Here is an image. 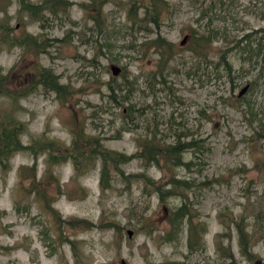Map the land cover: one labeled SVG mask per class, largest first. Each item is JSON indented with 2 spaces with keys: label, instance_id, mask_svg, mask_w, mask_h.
I'll list each match as a JSON object with an SVG mask.
<instances>
[{
  "label": "rangeland",
  "instance_id": "rangeland-1",
  "mask_svg": "<svg viewBox=\"0 0 264 264\" xmlns=\"http://www.w3.org/2000/svg\"><path fill=\"white\" fill-rule=\"evenodd\" d=\"M94 1L104 5L28 0L48 2L35 17L20 0H0V10H6L0 21H7L10 40L28 39L23 46L0 44L4 86L15 95L29 91L17 103L16 115L26 123L23 144L43 145L52 138L67 145L83 129L102 146L130 156L138 150V138L150 136L147 129L160 133L163 142L199 133L210 151L191 171L181 166L176 172L207 186L188 192L191 224L179 240L167 242L162 233L181 199L161 201L136 177L165 181L162 162V169L146 168L138 158L108 165L109 186L102 192L99 160L93 166L85 161L84 173L76 175L69 163L48 165L42 149L36 157L18 152L10 171L0 168V264L264 261V67L255 56L241 65L233 49L245 33L253 32V43L263 33L264 0H164L169 5L158 9L159 29L140 21L142 9L132 25L133 0ZM145 24L148 31L140 29ZM157 35L172 44L168 62L160 59L164 51L149 43ZM200 35L212 36L203 53L195 44ZM224 55L233 81L221 64ZM37 66L51 70L63 89L43 87L35 78ZM111 66L119 68L116 75ZM9 105L4 99L0 110ZM193 156L188 151L184 160ZM74 218L82 222L74 225ZM113 221L121 229L109 226ZM238 225L252 242L247 252Z\"/></svg>",
  "mask_w": 264,
  "mask_h": 264
},
{
  "label": "trees",
  "instance_id": "trees-1",
  "mask_svg": "<svg viewBox=\"0 0 264 264\" xmlns=\"http://www.w3.org/2000/svg\"><path fill=\"white\" fill-rule=\"evenodd\" d=\"M138 2L139 1L137 0H133L131 7H135V10L134 8H130L129 10L132 14L131 18L129 17V20L132 21V25L135 24L136 19H139L137 13L140 9H142L143 12L140 21L152 22L155 27L159 29L158 9L160 7H167L169 3L164 0H143L142 4ZM96 3L97 2L94 0H91V4ZM97 4L99 7L104 5V3L101 2ZM20 5L27 12H32L35 17L37 11L47 9L46 7L49 6L48 2H42L40 5H32V3H29L28 0H20ZM32 6L34 7V11ZM0 12L6 13V10L2 9ZM8 29L7 21H0V44L3 45L4 43H13L14 45L23 46L27 43V38L24 40L11 41ZM140 29L148 31L149 27L145 24V26ZM260 31L263 33L254 38L255 43H253V32H247L241 38L236 40L233 49H236L235 52L238 54L241 65L246 62L252 63L253 56H255L261 57V66L264 67V29H261ZM209 38L212 39V36L200 35L199 40L195 41L197 49L201 53H203V48H209L211 42ZM30 41H34V38H31L28 43H30ZM149 43L164 51L161 52L160 59L166 57V61L168 62L173 58L172 44L167 42L160 35H157L154 39L150 40ZM164 64L166 65V62ZM221 64L226 69L227 76H229V78L233 81L234 75L232 64H230L226 55L222 56ZM159 76L162 77V73H160ZM35 78L43 87L57 93L63 89L53 72L43 66H37ZM5 79L6 76L0 75V102H4V99L10 100V105L2 108L3 111L0 110V168L2 171L8 172L11 170L10 160L16 153L30 151L31 153H34L36 157L38 149H42L46 152V163L48 165L69 163L76 175L84 173L81 170V165H83L85 161L93 166L97 163V160H99L100 185L101 191L104 192L109 186L110 176L108 165L115 167L117 164L126 163L131 161L133 158H138L141 161V164L146 168L155 166L162 169V162L167 167V169L164 170L166 174H168L165 181L161 182V179L153 180L148 175L142 173L137 174L136 177L142 180L144 190L148 191V193L155 194L161 201H165L171 197H179L181 199L179 205L170 209V213L167 218L168 228L164 231V234L162 233L164 240L167 242L179 240L181 238V235L184 232V227H187V225L190 226L194 215L192 212L193 205L189 199L188 192L194 189L200 190L201 188L207 186V182H205V180L197 181L194 177H179L176 172V170L181 166L187 167L186 169L191 171L190 169L197 162L196 160H200L206 152L210 151V146L206 143L204 138L199 137V133L196 136L192 135L191 137H189L187 133L178 134L171 141L163 142V138L158 136L160 133H154L152 130L147 129V134H150V136L138 138V150L130 156L121 152L113 151L106 146H102V142L98 139V137L85 133L83 129H80V132L73 134L71 142L67 145H64L63 142L52 138H49L48 143L43 145L36 144L35 142L31 144H23L21 139L22 134L26 129V123L20 119L16 113H18L19 110V107L17 106L18 99L21 95L24 96L29 93L28 87L24 88L18 95H15L9 90V88L4 86ZM250 83L254 85L253 81ZM54 144H59L60 148L56 149ZM90 146H93V148ZM188 151L192 152L194 156L191 160L185 161L184 154ZM40 193L41 196L39 198L42 200L44 199L45 202L44 192L41 190ZM50 210L54 215H56L59 223L64 222L53 207H50ZM80 222H82L81 219L74 218V225H77V223ZM110 225L121 229L120 223L117 221L111 222L109 226ZM238 229L240 246L242 245L243 251L247 252L249 247H251L252 242H250V238L246 230L242 229L240 225H238ZM187 243L189 247H192L189 242ZM229 256L231 258L233 257L231 254H229ZM230 264L235 263L231 260Z\"/></svg>",
  "mask_w": 264,
  "mask_h": 264
},
{
  "label": "water",
  "instance_id": "water-1",
  "mask_svg": "<svg viewBox=\"0 0 264 264\" xmlns=\"http://www.w3.org/2000/svg\"><path fill=\"white\" fill-rule=\"evenodd\" d=\"M183 41H184V40H183ZM183 41H182V42H183ZM110 68H111V72H112L113 75H116V74L119 72V68H116L115 66H111ZM247 87H248V86H244V88L239 92L238 95H239V96L242 95L243 92L246 91ZM127 233L130 235L132 232H131V230H127ZM122 264H124L123 261H122ZM252 264H264V262H263L260 258H258V259H256V260H254Z\"/></svg>",
  "mask_w": 264,
  "mask_h": 264
},
{
  "label": "flooded vegetation",
  "instance_id": "flooded-vegetation-1",
  "mask_svg": "<svg viewBox=\"0 0 264 264\" xmlns=\"http://www.w3.org/2000/svg\"><path fill=\"white\" fill-rule=\"evenodd\" d=\"M256 259H258V258H256ZM256 259H255V260H256ZM262 261H263V260H262ZM263 262H264V261H263Z\"/></svg>",
  "mask_w": 264,
  "mask_h": 264
}]
</instances>
